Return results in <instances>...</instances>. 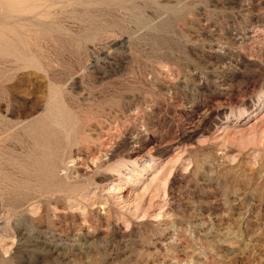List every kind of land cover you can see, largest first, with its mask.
I'll use <instances>...</instances> for the list:
<instances>
[{
    "label": "rangeland",
    "instance_id": "obj_1",
    "mask_svg": "<svg viewBox=\"0 0 264 264\" xmlns=\"http://www.w3.org/2000/svg\"><path fill=\"white\" fill-rule=\"evenodd\" d=\"M0 139V264H264V0H0Z\"/></svg>",
    "mask_w": 264,
    "mask_h": 264
},
{
    "label": "bare ground",
    "instance_id": "obj_2",
    "mask_svg": "<svg viewBox=\"0 0 264 264\" xmlns=\"http://www.w3.org/2000/svg\"><path fill=\"white\" fill-rule=\"evenodd\" d=\"M46 1H48V2H50V3H54L55 1H58V0H46ZM45 14V13H44ZM258 108V107H257ZM257 108L255 109V111L257 110ZM6 137V136H5ZM1 140V139H0ZM2 142V141H1ZM3 147V146H2Z\"/></svg>",
    "mask_w": 264,
    "mask_h": 264
}]
</instances>
